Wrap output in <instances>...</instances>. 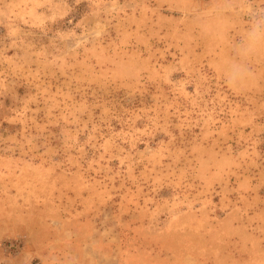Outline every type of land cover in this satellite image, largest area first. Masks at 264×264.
Masks as SVG:
<instances>
[{
  "label": "rangeland",
  "instance_id": "obj_1",
  "mask_svg": "<svg viewBox=\"0 0 264 264\" xmlns=\"http://www.w3.org/2000/svg\"><path fill=\"white\" fill-rule=\"evenodd\" d=\"M262 6L0 0V264H264Z\"/></svg>",
  "mask_w": 264,
  "mask_h": 264
},
{
  "label": "clouds",
  "instance_id": "obj_2",
  "mask_svg": "<svg viewBox=\"0 0 264 264\" xmlns=\"http://www.w3.org/2000/svg\"><path fill=\"white\" fill-rule=\"evenodd\" d=\"M228 11H233L228 9ZM245 34L232 47L233 59L226 65L224 82L233 91H240L251 74V61L264 47V6L251 8L246 16Z\"/></svg>",
  "mask_w": 264,
  "mask_h": 264
}]
</instances>
